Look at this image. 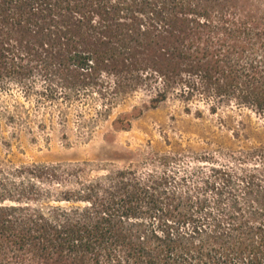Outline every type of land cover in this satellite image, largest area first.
Here are the masks:
<instances>
[{
    "label": "trees",
    "instance_id": "trees-1",
    "mask_svg": "<svg viewBox=\"0 0 264 264\" xmlns=\"http://www.w3.org/2000/svg\"><path fill=\"white\" fill-rule=\"evenodd\" d=\"M10 86L42 105L88 93L99 116L140 87L151 109L264 116V0H0ZM88 169L1 168L0 264H264V149Z\"/></svg>",
    "mask_w": 264,
    "mask_h": 264
},
{
    "label": "rangeland",
    "instance_id": "rangeland-1",
    "mask_svg": "<svg viewBox=\"0 0 264 264\" xmlns=\"http://www.w3.org/2000/svg\"><path fill=\"white\" fill-rule=\"evenodd\" d=\"M86 95L87 101L42 105L16 86L0 89V170L88 163L92 177L100 168H144L151 154L191 158L264 149V116L246 108L224 105L211 115L199 105L187 113L171 98L151 109V94L140 87L99 116L98 102Z\"/></svg>",
    "mask_w": 264,
    "mask_h": 264
}]
</instances>
